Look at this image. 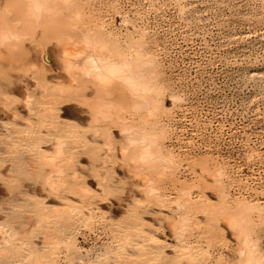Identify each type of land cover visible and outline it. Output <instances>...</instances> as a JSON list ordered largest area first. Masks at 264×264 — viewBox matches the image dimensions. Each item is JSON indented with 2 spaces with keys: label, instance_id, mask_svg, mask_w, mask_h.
Wrapping results in <instances>:
<instances>
[{
  "label": "rangeland",
  "instance_id": "1",
  "mask_svg": "<svg viewBox=\"0 0 264 264\" xmlns=\"http://www.w3.org/2000/svg\"><path fill=\"white\" fill-rule=\"evenodd\" d=\"M69 5L22 32V54L42 68H0V264H240L243 251L264 262V0ZM84 32L139 58L158 102L153 116L116 86L117 126L95 122L102 89L73 85L58 60L64 38ZM122 127L157 135L172 167L134 162ZM52 158L62 175L51 174ZM243 200L258 210L237 234L222 212ZM180 225L190 227L185 236Z\"/></svg>",
  "mask_w": 264,
  "mask_h": 264
},
{
  "label": "bare ground",
  "instance_id": "2",
  "mask_svg": "<svg viewBox=\"0 0 264 264\" xmlns=\"http://www.w3.org/2000/svg\"><path fill=\"white\" fill-rule=\"evenodd\" d=\"M20 1L24 2L25 6L20 8V10L15 9L16 11L13 10L12 7L10 8L7 4L0 5V68L9 67L10 69L18 73V75L21 74L22 71H25L26 68L29 69L28 71L30 70L34 71V70H37L43 67V64L40 63V61L38 63H33L29 60L27 61L24 57V54H22L23 53L21 52V48L23 47L21 46L22 41H24L23 38L27 37V36L23 37V34L25 33L24 31L28 29L30 23H35L38 25L39 23H41V21L44 20V18L46 20V18H50L52 16H56V14L58 13H62L66 9L65 7H67V5H69L71 2V0H20ZM9 5L13 6L12 2ZM40 26L42 27V25H39V27ZM90 32L92 31L90 30ZM90 34L91 33L84 34L81 41L79 40L72 41L71 38H64L65 40L61 44V51H60L58 60L61 62L65 77L68 79L69 82L73 83V85L76 83H79L80 81L88 80V81H91L96 88L102 89V94L95 96L97 98L93 99L95 106L91 104L92 106L95 107V111H96L95 113H97L96 117L94 116L95 122L97 124L102 123V122L103 123L111 122L109 123V125L110 124L112 125V123L115 122L114 124H116L117 126L116 119L117 120L119 119V112L122 110V107L121 105H118L117 102L113 100V97L115 94L114 88L116 86L123 88L126 92H128L131 95L132 100H133V105H134L133 109L135 111H138V112L146 111L149 114V116H153L155 112L158 111V102L150 96L152 89L147 84L148 79L146 78L143 66L139 64V61H138L139 58H133L131 56L127 57L126 55L121 53L119 50H116V49L111 50L108 47V43L106 39L100 38V40H97L99 38L97 37L98 35L96 36L97 39H95L94 36L96 34L95 35L94 33L93 35H90ZM114 48H116V45ZM42 61L44 63H50L49 58L45 54H43L42 56ZM25 92L26 93L24 97L23 108L27 112L32 114L33 111H32V106H31V98L28 95V91L25 90ZM86 92H85V95H86ZM61 93L62 92H60V94ZM41 97L43 96L41 95ZM93 101H91V103ZM58 102H56L55 104H57ZM85 103L86 102H84V104ZM16 116H19V115H16ZM15 119L17 118L14 116V120ZM28 126L31 127L32 124L31 125L28 124ZM26 127H27V124H26ZM33 127L34 126H32V130H33ZM113 127L115 126L113 125ZM57 130L58 129L55 128L54 131H57ZM123 133H125L128 136L127 142H129V146L128 147L126 146L127 148L125 147L123 148V150L124 152L131 154L132 160L134 162L143 163L145 166L149 168H153L155 171H159V172H163L164 170H166V168H169L170 165L172 167V164H173L172 158L171 156L170 157L166 156L163 153L162 148L159 145L157 135L150 133V132H137L136 130L134 131V129L131 127L124 128ZM108 144L106 143V146ZM54 147L57 153L56 157L60 158L64 150L63 148H65L66 145L64 146L63 142L58 139ZM44 154H46V152H44ZM45 159L46 158H44V160ZM53 161L55 162V159L53 160V158L50 159L49 161L51 168H53L51 174L52 175L57 174L58 176L59 174H61V170H60L61 168L58 166L60 168L59 169L57 167V164L53 163ZM46 162L48 163V160ZM34 163H36L35 160H34ZM221 176L222 175L218 173L214 177L217 182V185L219 184V187L221 189V194L223 197V201L225 202L228 199L227 198L228 195L227 196L225 195L226 191H224V188L220 186V183H218L220 181L219 177ZM74 186L76 187V185ZM149 189H150L149 190L150 193H154L156 188L150 186ZM82 193H84V191ZM177 206H179V204H177ZM66 208L65 209L62 208V209L66 210ZM68 208L67 210H69ZM256 210H258L256 205H252L251 203H247L243 200L236 204L233 211L227 212L224 210L222 212V219L224 220V222L226 221V223L229 225V227L232 230L235 231V233L238 234L248 229L247 224L250 222L252 213L255 212ZM71 213H72V210H71ZM184 222H187V224ZM184 222L182 221L183 226L185 224L186 225H189V223L191 224V222L189 221H184ZM175 227H179V226L176 225L174 226L173 229H175ZM180 227L182 226L180 225ZM185 228L190 229V227H187V226ZM177 229L178 231L180 230L179 228ZM182 229L183 227L180 230L181 232L179 231L177 233L180 236L183 233L182 235L185 236V232L188 229H183V230ZM177 233L175 235H177ZM183 240H184V237L182 238V241ZM248 245H249L248 242H246L244 245L245 249H247ZM187 250H190V249H187ZM184 251L186 250H183V252ZM241 255L244 258L241 259L242 261L240 262V264H264L263 261L255 258L254 255L250 252L246 253L243 251L241 252ZM194 258H195L194 259L195 261L192 260L193 259L192 258L191 259L192 262L189 259L190 263L199 264L198 261L197 263H195L197 258L196 257Z\"/></svg>",
  "mask_w": 264,
  "mask_h": 264
}]
</instances>
